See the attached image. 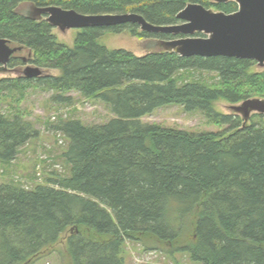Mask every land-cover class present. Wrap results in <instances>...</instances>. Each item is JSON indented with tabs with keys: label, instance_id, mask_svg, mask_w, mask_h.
<instances>
[{
	"label": "trees",
	"instance_id": "16d2710c",
	"mask_svg": "<svg viewBox=\"0 0 264 264\" xmlns=\"http://www.w3.org/2000/svg\"><path fill=\"white\" fill-rule=\"evenodd\" d=\"M190 3L238 11L234 2L210 0H0V37L28 51L35 66L60 72L0 80V163L10 164L41 135L23 113L1 112L6 98L21 103L39 88L69 104L76 92L114 116L101 125L77 119L49 125L68 144L67 177L53 172L32 190L0 185V264H33L62 240L63 264H126L128 241L201 264H264V117L254 114L244 127L240 116L216 110L220 101L264 99V71H253L250 60L159 50L138 57L99 43L106 33L172 39L132 24L79 30L70 46L45 20L27 15L29 7L57 6L85 15L137 13L169 26ZM16 62L24 63L14 55L9 65ZM193 71L216 73L218 81L191 80ZM168 106L200 111L228 130L195 135L143 122Z\"/></svg>",
	"mask_w": 264,
	"mask_h": 264
},
{
	"label": "rangeland",
	"instance_id": "374dc122",
	"mask_svg": "<svg viewBox=\"0 0 264 264\" xmlns=\"http://www.w3.org/2000/svg\"><path fill=\"white\" fill-rule=\"evenodd\" d=\"M23 5L21 8H24ZM216 12V11H215ZM78 30H70L65 33L53 29L56 38L65 44L73 46ZM196 38H204L195 36ZM155 39L140 40L128 33H106L98 41L110 50H126L138 57H142L150 51H158L154 46ZM30 53L23 51L16 54L17 58H27ZM37 67L28 61V64L16 62L13 66L8 65L7 72L0 71V80L16 79L22 77V71L27 67ZM45 74L58 76L57 70L44 69ZM255 72L264 71L257 63L252 69ZM191 80H200L209 84L216 83L218 77L213 72L193 71ZM190 79V78H189ZM53 93L39 88H31L21 103L15 98H6L1 102V112L5 115L19 111L35 124L41 133L38 139L26 143L20 148L16 159L10 164L0 163V185L14 183L32 190L37 184L46 183L51 173L56 172L64 177L71 173L70 166L63 157L68 144L61 134L51 131L49 125L57 124L60 120L77 119L86 125H101L110 121L114 116L110 109L98 101L83 97L81 94L72 92L73 101L69 104H60L52 100ZM231 104L220 101L216 103V110L224 115L235 114L231 110ZM16 109V110H15ZM264 117V116H263ZM148 124H158L166 129L182 130L191 134L200 135L205 133H224L227 126H219L208 123L200 111L187 113L180 106H168L156 111L152 116L143 119ZM65 251L64 240L59 243L55 252L42 257L33 264H63L62 254ZM126 264H201L195 262L187 254H176L168 257L161 251H145L140 244L128 241L126 244Z\"/></svg>",
	"mask_w": 264,
	"mask_h": 264
},
{
	"label": "water",
	"instance_id": "95a60500",
	"mask_svg": "<svg viewBox=\"0 0 264 264\" xmlns=\"http://www.w3.org/2000/svg\"><path fill=\"white\" fill-rule=\"evenodd\" d=\"M214 4L234 2L238 11L232 14L215 12L200 4H188L178 15V24L156 26L140 14L85 15L57 6L29 7L27 15L34 21L45 20L54 29L65 33L87 28L108 29L137 25L142 32L170 35L172 39L158 40L159 51L175 53L182 58L226 57L250 60L264 68V0H210ZM198 33L204 38L192 37ZM23 50L6 38L0 37V71L7 72L13 56ZM31 56V55H30ZM24 64L28 59L23 58ZM45 75L40 67L27 66L22 76L37 79ZM231 110L247 126L252 115L264 116V99L253 98L232 105Z\"/></svg>",
	"mask_w": 264,
	"mask_h": 264
}]
</instances>
